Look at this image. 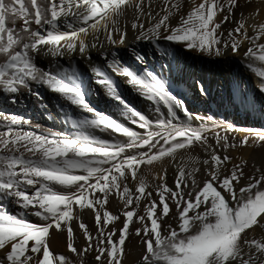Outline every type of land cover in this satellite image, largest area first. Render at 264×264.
Returning <instances> with one entry per match:
<instances>
[{"label":"snow or ice","instance_id":"6c2138e0","mask_svg":"<svg viewBox=\"0 0 264 264\" xmlns=\"http://www.w3.org/2000/svg\"><path fill=\"white\" fill-rule=\"evenodd\" d=\"M261 6L245 14L252 0H0V94L16 105L27 93L54 119L46 90L63 125L0 110V264H85L93 252L96 264H122L131 235L143 245L137 264H264L255 235L264 232V161L229 155L264 153V127L237 126L228 112L264 120V21L253 22ZM186 51L237 57L254 87L236 80L217 100L207 80L187 74ZM116 77L154 118L124 98ZM181 83L216 111L187 104ZM93 84L134 127L89 102ZM57 235L69 256L50 250Z\"/></svg>","mask_w":264,"mask_h":264},{"label":"bare ground","instance_id":"6f19581e","mask_svg":"<svg viewBox=\"0 0 264 264\" xmlns=\"http://www.w3.org/2000/svg\"><path fill=\"white\" fill-rule=\"evenodd\" d=\"M199 2L200 0H196V3ZM243 2L244 0H238V3ZM258 3L259 0H252L253 7L243 9L245 14H247L249 11H253L255 5ZM156 4H159V0H156ZM184 10H188L187 5H185ZM129 17L131 18V13H129ZM258 21H264V6H261V14L256 17V21L253 22ZM173 23H176V21L173 20ZM227 26L232 27L231 24ZM249 34H251V32ZM128 39L131 40L130 32ZM137 47L139 48L140 45H137ZM145 50H147L146 46ZM121 53L124 55V59L131 64V57L125 52V50L121 49ZM93 60L98 64L102 63L100 61V58L96 56L95 53H93ZM237 60V57H231L227 59H221L218 62H212L209 60L208 57H200L196 53L186 51L185 55L182 57V64L184 65L187 74L196 77H203L205 80H207L212 89V96L218 100L219 94H223L226 89L234 87L236 80H243L244 84L248 87H254L255 85L257 78L252 73H250V71L247 70L242 64L238 63ZM153 62L155 63V60ZM61 63H64V61H61ZM41 66L43 67L45 66V64L41 63ZM80 67L82 70L87 71V69H85L83 65H81ZM116 79L118 82H120V90L124 98H126V100L130 102V104L135 109L145 114L149 119L154 118V113L152 112L150 103L142 99L131 87L123 83L121 81V78L116 77ZM179 88L181 91L185 92L187 97L186 103L189 104L191 107H194L200 111H203L206 107L211 108L213 111H216V102L210 101L207 105H205V103L202 100L198 99L195 93H193L188 88L186 83H181L179 85ZM41 91L43 92L49 110H51L53 113L54 119H48L47 113L41 115L39 112H37L34 107V98L28 96L27 93H25L23 96V103H18L16 105L7 103L4 100L3 95L0 94V110H4L6 113H17L25 116H31L35 123H39L43 127H51L54 128V130H62L63 125L58 122V117L56 116V109L53 108V105L57 104V97L46 90L42 89ZM88 100L98 111H104L105 113L112 115L114 118L121 119V122L125 123L127 126L134 127L133 125L128 124L127 121H124L122 118L119 117L114 104L109 100L102 88H100L99 86L95 84L92 85V93L88 96ZM228 112L230 118L235 117L234 122L237 124V126L254 128L264 127V120L260 119L259 117L245 116L242 110L237 109H229ZM54 120L57 122H54ZM137 130L140 131L139 129ZM96 135L100 136L103 139H112V137H110L107 133H100L99 131H97ZM238 135L242 136L243 133H240ZM193 155H200L201 158H204L203 154L199 152V149L193 152ZM229 155H243L245 158L249 159L250 164L253 162V160H255L257 165H260L262 161H264V153H253L251 149H248L243 153H237L230 150ZM177 159H179V157H177ZM250 171L251 169H246V172L250 173ZM148 179L151 181V176H149ZM167 182L168 185L171 187L173 184L171 168L168 172ZM241 183H243V181H241ZM153 195L155 196V193ZM106 207L113 213H117L118 205L116 198H111L109 204L106 205ZM34 219L35 218H33V220ZM82 219L84 220V222L87 223L89 228H93V215L90 211L85 212ZM255 235L257 237H262L264 236V232H262L261 229L257 227ZM76 241L81 245L84 243L81 234L76 233ZM50 250H52L55 254L69 256L70 253L68 252L66 247V236L57 235L56 237L50 239ZM142 251L143 245L139 242V238L135 235L129 236L125 242L126 255L122 261V264H137V261L140 259ZM94 255V252L87 254L84 258L85 264H96L93 259Z\"/></svg>","mask_w":264,"mask_h":264}]
</instances>
